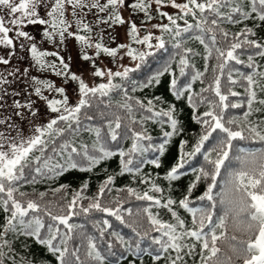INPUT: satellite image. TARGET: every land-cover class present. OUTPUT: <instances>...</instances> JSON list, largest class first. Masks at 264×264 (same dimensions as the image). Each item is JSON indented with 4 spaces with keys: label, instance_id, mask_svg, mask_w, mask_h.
I'll list each match as a JSON object with an SVG mask.
<instances>
[{
    "label": "snow or ice",
    "instance_id": "snow-or-ice-1",
    "mask_svg": "<svg viewBox=\"0 0 264 264\" xmlns=\"http://www.w3.org/2000/svg\"><path fill=\"white\" fill-rule=\"evenodd\" d=\"M155 4V11L167 17V22L152 24L151 28L159 30L154 33L120 11L121 6L130 8L151 20L145 0H103V4L98 0H51L50 6L48 0H0V5L10 9L7 23L14 26L17 37L32 40L22 26L38 23L42 36L49 43L58 41L60 48L67 46L66 33L81 45L80 57L92 61V74L100 78L89 84L58 51L38 49L35 42L28 47L32 63L75 83L74 99L70 102L63 84L36 75L31 76L28 97L20 100L19 93L13 92L17 99L12 103L20 109L15 115L22 117L26 109L29 115L39 116L37 100L43 102L46 113L54 114L46 115L42 122H29L28 135L11 125L16 128L15 141L0 135V264H47L45 259L26 258L17 252L14 245L20 238L25 241L19 244L21 251L26 252V244L35 241L54 257L55 264H120L117 247L121 258L131 253L141 256V264L143 253L149 254L153 264L161 259L163 264H187V257L193 258V264H264V115H255L264 112V66H257L254 60L264 58V35L255 38L254 27L243 23L251 17L254 23L264 25V0H155ZM162 4L179 11L164 12ZM40 6L45 9L43 16ZM77 8L81 12L95 8L101 13L110 9L107 15H95V23L126 24L125 41L109 46L100 38L91 40L92 29L77 16ZM17 12L20 14L15 15ZM186 15L195 23L185 19ZM177 19L184 23L178 24ZM73 22L75 31L70 28ZM225 23L241 26L232 31L223 26ZM8 31L0 20V44L12 47ZM190 31L203 45L204 70L189 59L194 49L184 46ZM167 44L175 51L164 55L158 50ZM101 52L110 55L113 63L118 54H126L132 63L118 64L115 71L96 66ZM13 54L14 49L6 53L9 57ZM213 54L212 77L205 83ZM244 54L246 59L241 58ZM49 55L57 59L46 61L44 57ZM0 61L8 62L4 55ZM233 62L247 64L250 70L239 72ZM237 72L239 75L233 74ZM165 74L168 79L162 80ZM196 80L201 85L198 89L193 84ZM240 82L243 94L234 91L233 86ZM161 84L172 97L184 100L191 120L200 126L191 141L185 138V125L174 103L158 95H130ZM45 90L51 95H45ZM115 92L120 96L112 100ZM148 122L166 125L158 143L148 134ZM174 137L178 144L166 170L144 173L145 163L161 165V155ZM149 152L151 159L145 155ZM113 156L119 157L118 167L105 170L91 195L86 194L88 177L75 187L57 183L38 192L35 188L21 190V182L52 180L68 170L92 172ZM185 171L191 177L177 199L170 190ZM123 173L129 174V179L117 186L115 180ZM157 178L167 181L168 188L157 183ZM137 180L145 186L143 190L135 185ZM49 194L53 199H46ZM132 198L142 202L135 211L131 203L123 206ZM153 207L157 211H152ZM162 213L167 218H162ZM81 214L94 233L85 232L83 223L70 220ZM110 217L130 234L112 227Z\"/></svg>",
    "mask_w": 264,
    "mask_h": 264
},
{
    "label": "trees",
    "instance_id": "trees-1",
    "mask_svg": "<svg viewBox=\"0 0 264 264\" xmlns=\"http://www.w3.org/2000/svg\"><path fill=\"white\" fill-rule=\"evenodd\" d=\"M180 1L181 0H177ZM130 2V0H126V3ZM145 2L149 3V8H150V15H152V19L151 20H146L143 16L142 13L138 12V11H134L130 8H126V12H127V18L132 19L134 22H136L138 25H142L143 28H146L147 25H149L152 22H156V23H160V22H167V17H162L159 13H157L155 11V7L153 5V3L150 0H145ZM101 4H103V1H100ZM108 11H110V9L104 11V15L108 14ZM164 11V10H163ZM178 9H173L172 11L168 12V13H173L176 14L178 13ZM166 12V11H164ZM254 15V14H252ZM124 16V15H123ZM185 19H188L189 21L195 23V19L191 16V15H186ZM103 21V20H102ZM104 24V27L102 29V31H99L96 29H93V25L89 24L92 31L91 34L89 35V38L94 39V41L97 38H100L101 42L105 45H109L112 46L115 42L114 40L111 39V37H113L114 35L112 34H108V32L113 29L114 26H118L121 24H115L112 21H107V22H102ZM177 23L178 24H183L184 21L183 20H179L177 19ZM243 23H247L249 26H253L254 27V33H255V38H261L262 35H264V25H262L259 21H256L255 23L253 22L252 18H248L246 19ZM110 25V27H109ZM224 27L228 28L229 30L235 31L238 30L239 27L241 26L239 23L238 24H230V23H225L223 25ZM126 28L127 25L125 26V38H126ZM40 29L36 30L38 33L37 35L34 36V41H41L44 39V37L42 36V34L39 31ZM82 34L83 33V30ZM159 31V30H158ZM106 32V33H105ZM195 34L193 32H189L187 38H185L184 40V46L185 47H190L192 49H194V54H189V59L190 61L194 62L196 67L200 70H204V61H203V45L199 43V41H197L194 38ZM252 38V37H250ZM41 39V40H40ZM165 39H168V36H165ZM45 40V39H44ZM136 46V45H134ZM38 49H45L43 47H41L40 45H37ZM138 47V46H137ZM94 49H89L88 51H93ZM119 51V50H118ZM160 53L167 55L168 53L175 51V49H173L172 44H167L164 48L159 49L158 50ZM60 56L62 57L61 53L59 52ZM103 57V56H110L106 53L101 52L99 54V57ZM29 59L27 58V62L30 61V63H25V65L29 66V72L32 73L33 75H36L40 78H49L51 79L56 85H61L63 84L66 89H67V94H68V90H70V87L75 86V83L73 84L74 86L71 85V83H73L72 81L68 80L65 81L63 79V77H60V81H56L53 80V76L56 75L54 72H51L50 69H43L37 65H35L34 63H32V57L29 54ZM97 58L95 59V64L97 65ZM178 58V57H177ZM242 59H246V54L242 55L241 57ZM44 59L46 61H52L54 59H57V57L49 55L44 57ZM86 60V59H83ZM215 60V55L213 54L212 57L209 60V64L207 67V71L205 72V83H207L209 81V79L212 77V61ZM254 60L256 62L257 66H264V58H260V57H254ZM89 62V64H91L92 66V61L91 60H87ZM263 61V62H262ZM20 66L24 67V63L20 62ZM234 66L237 67L239 69V72H243V73H247L250 69L249 66L247 64H239L236 65L235 62H233ZM239 72L237 73H233L234 75H239ZM137 76L133 75V79H136ZM168 76L167 74H165L162 77V80H167ZM96 81L99 80V77H97L95 79ZM226 80V76L222 77V81ZM130 83V82H129ZM194 87L196 89H198L201 85H200V81L196 80L193 81ZM68 85V86H67ZM24 87H26L24 85ZM234 87V91L237 93H244V84L242 82L237 83L236 85L233 86ZM24 89V88H23ZM24 92L25 89H24ZM152 95V96H162L164 97L165 101L169 102V103H174L176 105L177 108V112L179 114L180 120L182 122V124L185 125V138L188 139L189 141L192 140L194 133H198L199 132V125L195 122L191 120V110L188 107V105L184 102L183 99H179L176 97H172L164 88L163 84L156 86L154 88H148V89H137V91L135 93L130 92V95H139L141 97H145L148 95ZM46 95H51V93H48L46 91ZM120 96L119 92H115L112 96L111 99L112 100H116L118 99ZM70 100V99H69ZM71 102V100H70ZM161 106H165V105H161ZM243 107L241 106L239 111L242 112L243 111ZM204 110V106H200L199 111H203ZM48 114H54V113H48ZM255 115L259 116V115H264V112H260V113H256ZM147 129H148V134L152 137V141L153 142H159L158 138L160 136V132L162 130V128L166 129V125L160 124L158 125L156 122H148L146 125ZM85 135V138H87V135ZM127 141L124 142V146H127ZM178 144V139L177 138H172V140L169 142V145L165 151L164 154L161 155V160L162 163L160 166H156V165H150L145 163L144 168L142 169V171L144 173H163V171L166 170V166L170 164V162L174 159L173 156V152L176 150V146ZM146 158L147 159H151V152L146 153ZM118 161H119V157L118 156H113L108 158L106 161L102 162L100 165H98L92 172H86V171H79V170H68L67 172L61 173L60 176L53 178L52 180H48V179H37L36 182L33 183H28V188H21V190H30L32 188H35L36 191H41V190H48L50 188H53L56 186L57 183H67L69 184L71 187H75L78 186L79 182H81L83 180L84 177H88L89 182L92 183L94 181H99L103 178V174L105 173V170L107 171H111L115 168L118 167ZM143 162V161H141ZM191 177V173H188L187 171H185V174L183 176H181L180 178H178L177 181H174L172 183V188L170 190V194L175 197V198H179V195L181 193V189L182 187H186V184L188 182V180ZM129 179V174L127 173H123L117 176V179L115 180V184L118 186L122 183L127 182ZM157 183H160L162 185V187H165L166 189L168 188V182L163 180L162 178H157ZM202 181H201V186L199 187V190H202ZM24 185L23 182H21V186ZM135 185L137 187H140L141 190H143V188L145 187L144 185H140L138 180L135 182ZM71 187L69 188V194L71 192ZM88 194V193H86ZM115 194V193H113ZM155 194V193H152ZM194 194L198 195L199 191L194 192ZM122 196L127 197V193H121ZM46 199H53V196L51 194H49L48 196H46ZM131 203L133 211H135L136 207L138 206H142V202L137 201L135 198H132L130 201L126 199V203L123 206H128V204ZM152 211H157V209L155 207H153L151 209ZM182 214H183V210H181ZM218 214V213H217ZM105 215H110V214H105ZM2 217H3V210L2 208H0V223H2ZM162 218H167V216L163 215L162 213ZM75 219V221L77 223H83L84 224V231L88 232V233H94V229L92 228V225L90 223H87L84 219L83 214H81L80 217L78 218H70V220ZM92 219H96V217H92ZM188 219L190 220V216L188 217ZM45 221L47 222V217H45ZM110 225L112 227H115L119 230H121L123 233L125 234H130L129 230L123 226H121L119 224L118 221L115 220L114 217H110ZM146 242V241H145ZM20 243H25L23 238H20L17 243L14 245L15 249L17 252H20V254L22 256H25L26 258H31L32 256H35L37 258H42L45 259L47 261V264H55V260L54 257L51 256V254L46 253L45 249L40 246L39 244H37L35 241H31L30 243L26 244V248L27 251H21L19 244ZM121 249H119L117 247L116 249V259L118 261H120V264H127V262L129 260H135L136 264H141V256H133L131 253H124L123 257L121 258L119 253H120ZM153 255H155L156 253L153 252ZM197 255H198V251H197ZM142 260H143V264H153V262L151 261V257L149 256L148 253H143L142 254ZM159 264H163V259H161L159 261ZM181 264H184V261L181 262ZM187 264H193V258L192 257H187Z\"/></svg>",
    "mask_w": 264,
    "mask_h": 264
},
{
    "label": "rangeland",
    "instance_id": "rangeland-1",
    "mask_svg": "<svg viewBox=\"0 0 264 264\" xmlns=\"http://www.w3.org/2000/svg\"><path fill=\"white\" fill-rule=\"evenodd\" d=\"M100 1L103 0H98ZM154 7L156 8L155 0H150ZM13 3H18L19 0H12ZM180 1H177L179 3ZM49 6L51 3V0H48ZM88 3H91V0H88ZM68 7H71L70 5ZM162 9L166 12H170L173 9H176L171 4H162ZM10 11L9 8H7L4 5H0V20L5 21V26L9 28L8 35L13 39V45L12 47L5 46L3 44H0V55H4L5 59H7V63H4L3 61H0V80L6 81V83H0V120H4V123H0V135H2L5 138H8L12 141L16 140V128L11 127V125H16V127H19L21 129V133L23 135H28L30 128H29V122L36 123V122H42L46 115H50L46 113V110L43 106V102L37 100L36 106L40 108V114L39 116H31L28 114L27 110H23L22 117L15 115L17 111H20V109H17L13 105V100L17 99L16 96L13 95V92L19 93V99L23 100L25 97H28L30 94V87L32 85L31 76H33L32 73L29 72V66L25 65L27 62V58L29 59V53L27 51L28 47L31 43L35 42L37 45H40L41 47L48 49L49 52H60L62 57L65 59V61L71 60V69L73 71H77L78 74H82L83 78L89 83H93L96 80V76L92 74L93 69L91 64L87 60H83V58L80 57V49L81 45L78 44L75 41L74 37H68L66 36V47H60L57 48V43H49L47 38L44 37L41 41H34V36L37 35L36 33L38 29H40L42 26L38 23H30L28 25L22 26V30L28 31L29 34L33 37L32 40H25L24 37H17V34L15 33L14 26L7 23L11 19V17L8 16V12ZM41 16L44 15L45 9L43 6H40L38 9ZM76 14L78 17H81L84 19L87 23L93 25V29L102 31L104 24L103 21L99 24L95 23V15H104V12H98L97 9L93 8L91 11H88L87 8L84 9L83 12L80 11L79 8L76 10ZM121 14L124 15L127 18V12L126 8L121 6L120 8ZM20 13L17 12L15 15H19ZM66 16L70 17L71 13L66 12ZM156 22H152L149 25H147L146 29L155 32H158V29L151 28L150 26L152 24H155ZM125 26L126 24H121L118 26H114L113 29L108 32V34H112L115 37L114 42H124L125 41ZM71 30L75 31L76 25L75 23L70 24ZM106 33V32H105ZM142 34V31H141ZM93 37H92V39ZM21 42H23V47H21ZM14 54L12 56H7L6 53L13 51ZM90 48L85 47V50H89ZM120 51V50H119ZM118 51V52H119ZM20 62H23L24 67L20 66ZM97 65L101 67L111 68L113 71L116 70V67L118 64L125 63V64H131V59L125 54L123 56L117 55L116 62H112L111 56H101L97 58L96 60ZM263 62V61H262ZM27 63H30L28 61ZM264 63V62H263ZM25 67L28 68L27 73H25L24 69ZM100 79V78H99ZM53 80H56L57 82L60 81V77L57 75L53 76ZM73 83H71L72 86ZM24 85L27 87H24ZM68 86V85H67ZM75 87V86H74ZM26 92H24V89ZM71 89L68 90V96L69 99L72 101L74 99V92L73 87H70ZM46 95V90H45ZM35 99V97H32ZM4 147L7 148V143L4 144ZM97 181H94L90 183V187L87 191L88 195L92 194V191L95 189L97 185ZM21 188H28L27 184H24L21 186Z\"/></svg>",
    "mask_w": 264,
    "mask_h": 264
}]
</instances>
